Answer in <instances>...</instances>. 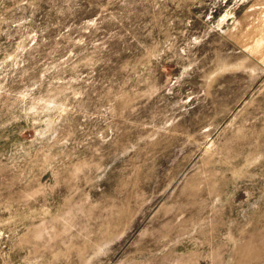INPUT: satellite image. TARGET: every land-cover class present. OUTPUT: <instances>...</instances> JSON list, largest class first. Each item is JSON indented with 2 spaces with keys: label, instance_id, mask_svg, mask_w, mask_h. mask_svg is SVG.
I'll list each match as a JSON object with an SVG mask.
<instances>
[{
  "label": "rangeland",
  "instance_id": "374dc122",
  "mask_svg": "<svg viewBox=\"0 0 264 264\" xmlns=\"http://www.w3.org/2000/svg\"><path fill=\"white\" fill-rule=\"evenodd\" d=\"M232 1L0 0V264H264V92L208 141Z\"/></svg>",
  "mask_w": 264,
  "mask_h": 264
},
{
  "label": "crops",
  "instance_id": "0c3cea01",
  "mask_svg": "<svg viewBox=\"0 0 264 264\" xmlns=\"http://www.w3.org/2000/svg\"><path fill=\"white\" fill-rule=\"evenodd\" d=\"M235 1L239 2H229L233 4L231 11L235 15L234 19L223 22L221 27L217 26L218 23H215L219 18H216L214 22L205 19L207 23L205 32L212 37L217 36L222 38V40H215L214 44L227 46L228 48L226 49L230 51L231 57L236 56L237 58V60L232 58L225 63L223 62V67L229 68V70L223 71L221 69L218 71L221 67L216 66L209 73V76L212 75L213 80H217L227 73L236 75L247 74L253 78L255 86L248 91L247 95L242 97L233 112L224 117L221 123L215 125L216 130L208 138V141L210 140L211 143L227 127L228 121L244 117L245 113H254L256 100L260 95L258 92H264V0H248L244 4H241L240 0ZM210 12L207 13V16H209ZM204 42L207 43V40L201 41L202 44ZM215 48L214 52L217 55L218 46ZM190 100L192 102V99ZM195 102L197 103V101ZM191 104H194V102ZM252 117L258 119L261 116L253 115ZM256 128L258 127H255L252 133L264 134V132L256 131ZM262 128L264 130V127Z\"/></svg>",
  "mask_w": 264,
  "mask_h": 264
}]
</instances>
